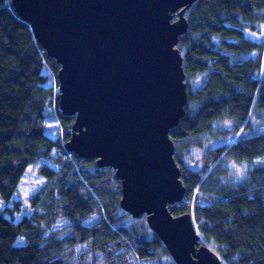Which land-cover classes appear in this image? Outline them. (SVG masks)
<instances>
[{
	"label": "trees",
	"instance_id": "16d2710c",
	"mask_svg": "<svg viewBox=\"0 0 264 264\" xmlns=\"http://www.w3.org/2000/svg\"><path fill=\"white\" fill-rule=\"evenodd\" d=\"M186 17L178 47L188 103L170 130L186 193L173 214L191 213L203 242L225 264H264V163L254 160L264 155V131L239 133L252 128V115L264 125V39L248 36L264 25V0H197ZM59 69L12 0H0V195L7 202L0 264H176L159 260L169 251L146 216L121 207L116 170L65 148L74 117L61 114ZM51 117L61 136L47 132ZM225 118L233 128L221 124ZM193 148L203 151L200 169L186 162ZM227 160L247 163L241 179H228ZM37 161L45 182L29 197L31 213L16 220L22 200L13 194Z\"/></svg>",
	"mask_w": 264,
	"mask_h": 264
},
{
	"label": "water",
	"instance_id": "95a60500",
	"mask_svg": "<svg viewBox=\"0 0 264 264\" xmlns=\"http://www.w3.org/2000/svg\"><path fill=\"white\" fill-rule=\"evenodd\" d=\"M197 0H12L60 65L65 148L112 167L121 207L146 216L176 264H225L203 242L193 215H174L186 188L170 130L186 114L188 86L178 47Z\"/></svg>",
	"mask_w": 264,
	"mask_h": 264
},
{
	"label": "rangeland",
	"instance_id": "374dc122",
	"mask_svg": "<svg viewBox=\"0 0 264 264\" xmlns=\"http://www.w3.org/2000/svg\"><path fill=\"white\" fill-rule=\"evenodd\" d=\"M261 29L258 32H248V36L253 38V39H264V25L260 27ZM202 81L201 77H197L194 79V84L195 86L199 85L200 82ZM59 83V81H58ZM58 84V88H59ZM60 90V89H59ZM252 119V128L250 130L244 129L243 131L239 132L241 136H248L251 135L252 133L259 132V131H264V125H260L258 123V120L251 116ZM221 124L229 129L234 127V122L232 119L225 118L223 121H221ZM46 126H47V132L49 135L52 137H58L61 136L63 133L64 129L62 128L61 124L59 123L58 120H56L54 117H51L48 121H46ZM71 130V128H70ZM238 133V134H239ZM235 135L232 134L229 137L222 138V139H217L216 141L212 142V145H219V144H224L227 143L228 141L233 140L232 138ZM192 156H187L186 157V162L189 166H191L194 169H200L202 166V153L203 151L200 150L199 148H193L190 151ZM256 163H264V155L259 156L256 159H254ZM43 161H37L33 162L28 165V167L25 170L24 175L22 176V179L20 181V184L18 186V189L14 192L12 200L14 199H21L22 200V209L18 212H15V219L19 220L24 214H29L31 213V205H30V200L29 197L31 196L32 193H34L36 190L39 189V187L45 182V177L39 174L38 170L41 166ZM224 164H228L229 167V177L228 179L232 180H239L243 177L245 173V169L247 168V163H240L236 162L234 160H227L224 162ZM12 202V201H11ZM7 205L6 200H4L1 195H0V211L3 210L4 206ZM7 216H10L8 212H6ZM62 224H64L63 221H61ZM86 223L88 221H85ZM59 225V226H62ZM25 242L24 237H19L17 243L18 244H23ZM161 262H171L174 261L173 257L169 253V255H161L160 259ZM157 261H151L150 263H155Z\"/></svg>",
	"mask_w": 264,
	"mask_h": 264
}]
</instances>
